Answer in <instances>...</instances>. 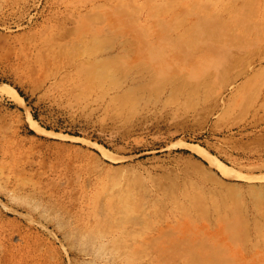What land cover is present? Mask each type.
Listing matches in <instances>:
<instances>
[{
	"label": "rangeland",
	"instance_id": "374dc122",
	"mask_svg": "<svg viewBox=\"0 0 264 264\" xmlns=\"http://www.w3.org/2000/svg\"><path fill=\"white\" fill-rule=\"evenodd\" d=\"M75 1L0 0V168L70 186V236L36 212L55 260L264 264V2L249 30L243 0H108L68 18ZM76 52L101 68L70 65ZM193 225L215 245L178 249Z\"/></svg>",
	"mask_w": 264,
	"mask_h": 264
},
{
	"label": "bare ground",
	"instance_id": "6f19581e",
	"mask_svg": "<svg viewBox=\"0 0 264 264\" xmlns=\"http://www.w3.org/2000/svg\"><path fill=\"white\" fill-rule=\"evenodd\" d=\"M107 1L108 0H77L68 4L63 13L67 14L68 12L67 17L73 18L76 15L81 16L83 12H89L91 7L95 5L99 18H101L105 11ZM243 2L246 3L238 9L237 16L247 19L245 21L246 28L254 30L260 25V22H256L255 17H258L259 11L262 10L264 0H243ZM257 6H259L257 9L258 11H253V8ZM256 12L257 15L255 16ZM237 22L235 24L238 26L240 20H237ZM101 23L100 20V22L91 26L81 25L79 30H101ZM81 43H84L83 40H81ZM81 47L82 49L83 47L85 48L83 45H81ZM78 50L80 51V49ZM50 53L54 54L53 52ZM103 58L104 57L100 56L95 60L87 59V61H84V64V62H81L78 52H76L71 55V58H67V60L70 65L74 66L80 63L84 65V68L91 71L101 68L100 66H102V64L100 65V63H103ZM263 62L264 58L259 61V63ZM98 65L100 66L97 67ZM245 77H247V75H245ZM9 158H11V156L8 154L4 157L5 160H12V158ZM213 163L221 168L223 172H226L222 164L218 162ZM10 168H13V165L8 164L0 168V191L2 194L0 196V203L8 212L24 216L28 224L7 222L0 214V264H58L52 249L53 244L51 245L49 240L36 232V230H38V224H41V221L36 219V212L38 214L40 213L42 216L44 215V210L47 211V207L56 210L57 217L49 218V220L55 222L58 228H61L67 236H70L73 232L74 219L73 199L70 186L58 184V180L50 175L29 176L26 173L10 171ZM22 194H29V196H33L34 198L38 197L40 198V202L27 205ZM5 196L8 197V200H6ZM40 203H45L46 207L42 208L44 210L40 209ZM24 211H26V213ZM227 228L230 230L231 227L228 226ZM187 229L189 230V227ZM191 230L195 234L196 239L184 236L180 237L177 241V243L180 244L178 249L188 251L194 247H203L206 242L215 245L207 239V232L209 229H204L206 231L201 232L198 230L197 226L193 225ZM16 237L18 240H16ZM183 254L185 253L179 254L178 257H181ZM172 257L175 259L178 258L177 256Z\"/></svg>",
	"mask_w": 264,
	"mask_h": 264
}]
</instances>
